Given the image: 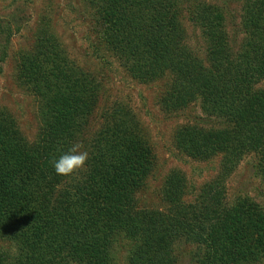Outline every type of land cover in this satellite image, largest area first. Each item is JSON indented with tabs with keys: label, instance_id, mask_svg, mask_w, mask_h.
I'll return each instance as SVG.
<instances>
[{
	"label": "trees",
	"instance_id": "obj_1",
	"mask_svg": "<svg viewBox=\"0 0 264 264\" xmlns=\"http://www.w3.org/2000/svg\"><path fill=\"white\" fill-rule=\"evenodd\" d=\"M244 1L236 52L215 6L192 17L208 44L203 60L184 43L176 0H88L124 69L143 82L172 75L164 107L179 111L199 100L206 113L234 123L218 132L185 127L176 135L180 148L200 160L224 153L229 173L254 152L264 177V90L257 89L264 81V0ZM47 35L42 29L17 63L21 83L49 110L40 136L28 142L12 119L0 118V236L16 245L0 264H111L112 240L126 230L139 237L129 264H177L173 246L181 239L197 246L194 264L264 259V208L248 196L229 202L222 183L189 202L174 173L167 189L177 209L138 207L154 155L135 112L124 104L100 109L92 75ZM94 111L102 123L86 139ZM76 142L91 149L85 167L56 174L52 160Z\"/></svg>",
	"mask_w": 264,
	"mask_h": 264
},
{
	"label": "rangeland",
	"instance_id": "obj_2",
	"mask_svg": "<svg viewBox=\"0 0 264 264\" xmlns=\"http://www.w3.org/2000/svg\"><path fill=\"white\" fill-rule=\"evenodd\" d=\"M176 1L184 43L194 55L204 60L208 54L203 31L192 20L206 5L215 6L220 13L233 52L240 48L245 35L242 26L244 0ZM42 29L49 34L46 37L60 40L70 57L92 75L98 85L100 109L124 104L135 112L154 155L152 170L137 194L139 208L162 210L167 207L165 212L173 207L177 209L175 203L169 201L172 194L169 187L167 189L168 179L174 173L180 174L185 181L186 201L193 202L201 194L207 195L211 186L219 182L229 202L248 196L264 208V177L257 168L260 156L249 152L236 170L229 173L225 172L224 153L205 160L195 159L181 149L176 140L177 132L185 127L218 132L233 130L234 123L206 113L199 100L191 101L179 111L164 107L163 96L170 88L172 75L165 73L143 82L124 69L109 50L100 18L88 0H0V118L12 119L26 141L32 143L40 136L46 120L42 113H49V110L45 112L39 95L21 83L17 63L20 53L34 48ZM257 89L264 90V81ZM99 113L91 114L86 125L89 134L86 139L100 127ZM86 151L91 153L89 147ZM127 231H118L112 240L111 264H129L135 252L139 237L128 235ZM196 247L183 239L175 241L177 264H194ZM15 251V243L0 236V255ZM248 264H264V259Z\"/></svg>",
	"mask_w": 264,
	"mask_h": 264
},
{
	"label": "clouds",
	"instance_id": "obj_3",
	"mask_svg": "<svg viewBox=\"0 0 264 264\" xmlns=\"http://www.w3.org/2000/svg\"><path fill=\"white\" fill-rule=\"evenodd\" d=\"M80 142L72 144L68 151L52 160V166L58 175L70 176L83 169L89 160V153ZM14 251V249H13Z\"/></svg>",
	"mask_w": 264,
	"mask_h": 264
}]
</instances>
